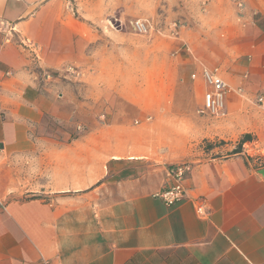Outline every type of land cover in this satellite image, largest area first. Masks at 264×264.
<instances>
[{
  "label": "crops",
  "instance_id": "0c3cea01",
  "mask_svg": "<svg viewBox=\"0 0 264 264\" xmlns=\"http://www.w3.org/2000/svg\"><path fill=\"white\" fill-rule=\"evenodd\" d=\"M114 4L0 0V264H264V0H208L138 48ZM202 70L227 85L218 117L199 113Z\"/></svg>",
  "mask_w": 264,
  "mask_h": 264
},
{
  "label": "rangeland",
  "instance_id": "374dc122",
  "mask_svg": "<svg viewBox=\"0 0 264 264\" xmlns=\"http://www.w3.org/2000/svg\"><path fill=\"white\" fill-rule=\"evenodd\" d=\"M207 1L208 0H115L114 12L108 25L117 30L130 32L133 38L131 44L134 48H138L139 42L143 41H146L148 44L158 41L164 45L166 42H171L180 31H186L188 28L192 27L194 23L193 17L198 12L204 10ZM233 1L236 2V0ZM136 21L149 24V31L147 34H138L133 30V23ZM131 57H139L138 49L134 54L132 53ZM102 107L103 106H100V112L103 109ZM100 112L98 121L102 123L106 121L105 117L107 115ZM72 121L74 124L76 123L75 125L78 124L79 127H73L74 129L71 130V136L69 137L83 135L88 131L89 128L85 121L80 120L79 122V119H77L75 122L73 117ZM239 141L236 142L235 148L238 147ZM215 144L217 146H222L224 142L220 141ZM210 146L212 147L211 143L203 141L199 146L201 149L200 154L204 155L205 153H202V151H205ZM242 146L241 151L243 149ZM201 158L202 156L200 155L195 156L193 161ZM182 163L192 164L187 161ZM159 166H161L160 163H154L153 166H146V169L155 172V169ZM171 166L172 165L168 166L167 170Z\"/></svg>",
  "mask_w": 264,
  "mask_h": 264
},
{
  "label": "built area",
  "instance_id": "2783aa9c",
  "mask_svg": "<svg viewBox=\"0 0 264 264\" xmlns=\"http://www.w3.org/2000/svg\"><path fill=\"white\" fill-rule=\"evenodd\" d=\"M133 30L138 34H147L149 31V24L142 21L133 23ZM201 76L207 91L203 96V105L199 110L201 115L218 117L224 110V97L227 92V85L220 78L218 73L210 70H202ZM195 76L192 75V78ZM255 104L260 108H264V92L255 97ZM191 164L179 163L172 165L168 169V176L171 184L165 187L158 193V197L163 204L171 207L181 202L186 196V188L184 185L186 174L190 171ZM198 206L196 208L198 215H203V206L201 200H197Z\"/></svg>",
  "mask_w": 264,
  "mask_h": 264
},
{
  "label": "trees",
  "instance_id": "16d2710c",
  "mask_svg": "<svg viewBox=\"0 0 264 264\" xmlns=\"http://www.w3.org/2000/svg\"><path fill=\"white\" fill-rule=\"evenodd\" d=\"M251 140V137L249 135H244L242 139L238 143V147L234 150L233 153H240L241 152V146L245 143Z\"/></svg>",
  "mask_w": 264,
  "mask_h": 264
}]
</instances>
